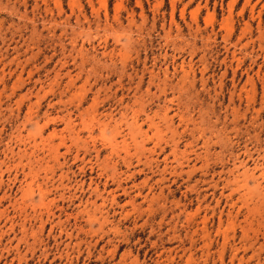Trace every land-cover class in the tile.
<instances>
[{"label": "rangeland", "instance_id": "1", "mask_svg": "<svg viewBox=\"0 0 264 264\" xmlns=\"http://www.w3.org/2000/svg\"><path fill=\"white\" fill-rule=\"evenodd\" d=\"M0 264H264V0H0Z\"/></svg>", "mask_w": 264, "mask_h": 264}]
</instances>
